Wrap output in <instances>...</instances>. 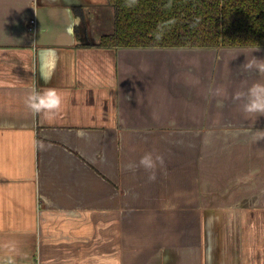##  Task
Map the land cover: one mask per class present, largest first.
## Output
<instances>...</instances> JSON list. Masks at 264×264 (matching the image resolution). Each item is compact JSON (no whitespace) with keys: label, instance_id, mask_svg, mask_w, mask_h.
Instances as JSON below:
<instances>
[{"label":"crops","instance_id":"obj_1","mask_svg":"<svg viewBox=\"0 0 264 264\" xmlns=\"http://www.w3.org/2000/svg\"><path fill=\"white\" fill-rule=\"evenodd\" d=\"M114 28L109 0H0V264H264V116L232 99L264 46L99 47ZM53 87L49 123L24 101Z\"/></svg>","mask_w":264,"mask_h":264},{"label":"trees","instance_id":"obj_2","mask_svg":"<svg viewBox=\"0 0 264 264\" xmlns=\"http://www.w3.org/2000/svg\"><path fill=\"white\" fill-rule=\"evenodd\" d=\"M109 1L115 28L99 47L264 46V0H136L131 7L128 0Z\"/></svg>","mask_w":264,"mask_h":264},{"label":"clouds","instance_id":"obj_3","mask_svg":"<svg viewBox=\"0 0 264 264\" xmlns=\"http://www.w3.org/2000/svg\"><path fill=\"white\" fill-rule=\"evenodd\" d=\"M135 3L136 0H128L127 6L131 7ZM160 38L161 34L157 33L156 39ZM242 69L244 71L258 70L259 79L254 80L246 90L234 93L232 99L235 102H242L240 107L244 113L255 116L256 118L258 116H264V60H258L253 57L243 65ZM66 96V93L54 87L44 91H36L33 89L26 96L24 103L33 113L41 114L45 120L51 123L62 111ZM250 134L253 137L254 143L264 140V130L252 131ZM163 165L164 158L162 155L145 152L138 161H129L125 167L127 170L133 172L137 169H144L149 173L148 180L154 182L156 180L157 167H162ZM8 264H13V261L9 260Z\"/></svg>","mask_w":264,"mask_h":264},{"label":"built area","instance_id":"obj_4","mask_svg":"<svg viewBox=\"0 0 264 264\" xmlns=\"http://www.w3.org/2000/svg\"><path fill=\"white\" fill-rule=\"evenodd\" d=\"M35 23H36V20H35V19H32V20L30 21V27H29L30 30H33V29H34V25H35Z\"/></svg>","mask_w":264,"mask_h":264}]
</instances>
